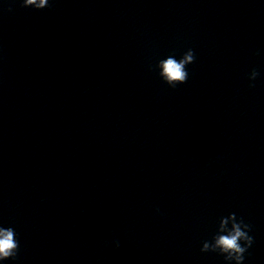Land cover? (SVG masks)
<instances>
[{
	"label": "clouds",
	"instance_id": "obj_1",
	"mask_svg": "<svg viewBox=\"0 0 264 264\" xmlns=\"http://www.w3.org/2000/svg\"><path fill=\"white\" fill-rule=\"evenodd\" d=\"M48 5L49 0H23L24 7L31 6L37 10L44 9ZM194 62L195 53L189 49L179 60L170 55L160 60L156 67L162 80L174 89L177 85L187 82L189 73L186 66ZM258 76L259 72L253 69L248 79L255 81ZM249 87H255V84L250 83ZM250 231L251 225L245 223L243 218L238 219L235 213L221 217L216 234L211 241L203 242L201 252H218L229 264L233 261L235 264H243L245 253L254 243V238L249 235ZM115 247H120L119 241L115 243ZM18 248L14 228L0 226V261L15 258Z\"/></svg>",
	"mask_w": 264,
	"mask_h": 264
}]
</instances>
